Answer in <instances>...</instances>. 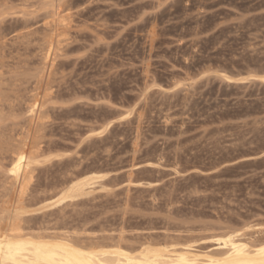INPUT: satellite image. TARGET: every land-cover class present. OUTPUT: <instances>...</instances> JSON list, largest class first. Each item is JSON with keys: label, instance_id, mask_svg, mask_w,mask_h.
<instances>
[{"label": "rangeland", "instance_id": "1", "mask_svg": "<svg viewBox=\"0 0 264 264\" xmlns=\"http://www.w3.org/2000/svg\"><path fill=\"white\" fill-rule=\"evenodd\" d=\"M0 28L16 104L6 138L40 133L50 158L34 164L26 205L56 199L77 173L105 175V188L34 212L30 226L123 243L193 238L200 251L229 228L262 238L264 0H0Z\"/></svg>", "mask_w": 264, "mask_h": 264}, {"label": "bare ground", "instance_id": "2", "mask_svg": "<svg viewBox=\"0 0 264 264\" xmlns=\"http://www.w3.org/2000/svg\"><path fill=\"white\" fill-rule=\"evenodd\" d=\"M65 20L63 22H65ZM53 30H55L54 27ZM2 34L3 31L2 33H0V38ZM6 34L8 33L6 32ZM53 35L56 36L55 34ZM54 36L51 37L47 36V38L45 37L47 39V42L44 45L48 49V51L45 50V52L47 51V53L45 54L46 58L52 56L51 53L55 48L56 42L54 41L55 40ZM16 37L19 38V35H17ZM17 38L15 39L14 37L15 40H17ZM15 40L14 43H17L15 42ZM2 44L3 42H0V48ZM24 44H25V40H24ZM17 45L19 44L17 43ZM14 48L16 47L14 46ZM2 54H0V64H3L2 59L5 58L6 56V55L3 56ZM49 60L50 59H48L47 62H49ZM8 63H6L5 61V64ZM19 64L20 62L14 66H10L11 68L10 73L14 74L13 76L14 80L18 79L17 78L18 75L24 74L27 69L25 68L26 64L24 65L21 64L19 65ZM5 68L7 69V67ZM1 70L2 72H0V169L3 168L6 163H8L9 168L6 170V172H7V178L9 179L11 184V188L8 189V191L6 192V195L8 194L10 198L9 203L7 204V206L2 207L0 213V264H264V237H263L264 235L262 236V238H260V235H258L260 239H255V240L253 239L250 240L249 238L245 239L247 235L245 236V238L242 237L244 235H241L239 229L236 230L231 228L230 230L229 228L228 231L226 230L227 232L225 231L226 233H224L223 236L218 235L217 237L220 236V238L217 239L218 248H215V250H211V251L208 250L206 251L204 249H203L204 251L197 250L194 247L195 245H193L191 242L193 238L192 239L190 238L191 240H189V242L187 241L185 243H182L179 241L180 242L179 243L177 242L178 237L175 238L176 240L173 239L168 240L166 239L167 236L165 234L164 235L166 237L164 236L163 237L164 239L161 237H159L161 239L156 238L155 237L157 236L156 234L155 236L154 235H148L145 237L143 236V238L141 236L142 239L136 241L134 240L135 242L133 241V243L132 242L123 243L128 239L126 240V238H123L122 235H120V238L122 237L121 239L120 238L116 239L117 237L115 238L113 236L108 235V237L96 236L95 238L89 236L91 237L90 240L89 239L87 240L86 238H84L86 239L84 240L83 238L81 239V237L70 235L65 232H56L55 230L50 231L48 229L35 230L32 226L29 225L31 218L28 217L29 215H33L36 214L34 212L56 206L66 200L72 201L74 199L90 195L97 189L98 187V186L96 187L97 184L100 185L102 188H105L106 185L105 182H103V180L105 179V175L82 176V174L77 173L72 178L66 180L63 183L64 185L63 187L65 188V191H63L56 199L50 201H44L41 204H37L39 206L35 205L36 207L26 205L25 198L27 193V187L29 181L33 178L34 164L36 162H42L43 160L49 161L50 158L45 157L46 152L44 151V148L41 146L40 143V142L42 143L44 142L43 137L41 138L42 141H39L40 136H42L40 133H39L40 135L38 134L39 137L35 136L30 138L31 134L30 137L23 138L22 137L23 135L20 136L22 137V139H19L20 141L18 140L19 143L16 145L13 142L12 144H14V146L10 144L9 141L10 139H7L8 137L6 138L7 131H9V129L11 128V126L10 128L9 127L7 128L6 125L7 123H5L6 115L7 114L13 115L15 113L14 106L16 104L13 106L11 102V99L13 98L12 97L13 91L12 92L10 91L12 90L11 85L13 84L11 81L7 79H3L2 76H4V74L6 75L7 72L4 73L3 72L4 69ZM38 73L40 76L42 71ZM43 81H44L43 78L39 77L37 83ZM40 87L39 89L43 88ZM40 93L41 92H37V94L33 96L34 99L31 102L32 104L30 105V107H28L29 109L31 108L28 112L29 113L28 116L32 120L41 117V116L37 117V115L40 114L38 113L40 112L39 111L40 106L42 107L43 104L41 100L42 94L40 95ZM39 95L41 96V98ZM49 95L51 96V94ZM17 110L18 109H16V111ZM35 121L37 122V120ZM33 125L32 127H34ZM12 127H15V125ZM36 127L38 126L36 125ZM30 128L31 125L29 126V129ZM37 133L32 132V135L33 134L36 135Z\"/></svg>", "mask_w": 264, "mask_h": 264}]
</instances>
